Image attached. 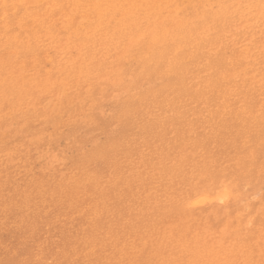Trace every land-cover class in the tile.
Returning a JSON list of instances; mask_svg holds the SVG:
<instances>
[{
  "label": "rangeland",
  "instance_id": "374dc122",
  "mask_svg": "<svg viewBox=\"0 0 264 264\" xmlns=\"http://www.w3.org/2000/svg\"><path fill=\"white\" fill-rule=\"evenodd\" d=\"M30 1L0 0V264H264V0Z\"/></svg>",
  "mask_w": 264,
  "mask_h": 264
},
{
  "label": "bare ground",
  "instance_id": "6f19581e",
  "mask_svg": "<svg viewBox=\"0 0 264 264\" xmlns=\"http://www.w3.org/2000/svg\"><path fill=\"white\" fill-rule=\"evenodd\" d=\"M4 2H6L7 0H3ZM11 2H15L16 0H10ZM30 1V0H29ZM31 2V1H30ZM43 4V3H42ZM44 5V4H43ZM48 8V7H47ZM11 42H14V41H11ZM11 44V43H10ZM6 48V47H5ZM17 48V47H16ZM3 67V66H2ZM5 75V74H4ZM3 81V80H2ZM2 88V87H1ZM6 92H8V91H6ZM5 92V93H6ZM2 93V92H1ZM5 104V103H4ZM7 105V104H6ZM3 107V106H2ZM8 107V106H7ZM2 120V119H1ZM1 122V121H0ZM2 123V122H1ZM254 195V194H253ZM229 196V195H228ZM225 198H226V196H225ZM222 199L223 200H225L224 198H221V200L220 201H222ZM228 200V199H227ZM204 200H202V202H203ZM225 202V201H224ZM202 204V203H201Z\"/></svg>",
  "mask_w": 264,
  "mask_h": 264
}]
</instances>
